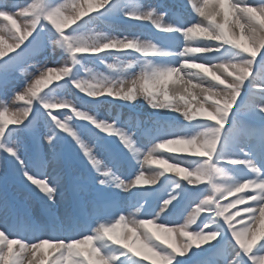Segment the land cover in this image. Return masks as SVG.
I'll return each mask as SVG.
<instances>
[{
    "label": "snow or ice",
    "instance_id": "1",
    "mask_svg": "<svg viewBox=\"0 0 264 264\" xmlns=\"http://www.w3.org/2000/svg\"><path fill=\"white\" fill-rule=\"evenodd\" d=\"M212 2L176 0L172 4H153L134 0L123 15L150 24L157 33L168 34L161 39L143 32L114 36L81 30L82 17L90 18L86 24L99 19L93 14L106 9L112 0H95L91 5L85 0H0V176H15L28 189L22 203L10 194L6 184H0V264H95L97 259L107 264H125L116 253L106 251L111 243L105 244L103 235L104 228L121 217L148 238L149 248L134 254L141 258L137 264H173L177 254L187 257L179 264H264V237L254 241L248 238L249 233L255 234L257 222L260 225L264 221V168L250 153H245L246 158H235L220 150L224 130L230 125L251 127L254 133L264 136V0H215L218 8L209 11ZM189 9L192 14L186 16ZM221 14L222 22L217 20ZM170 15L173 19H169ZM205 41L215 43L206 45ZM9 52L14 54L7 55ZM213 52L220 53L218 60L204 59ZM101 53L125 59L119 64H107L112 72L87 68L85 75L74 72L85 58L99 57ZM57 54L60 60L55 59ZM50 59L53 63L62 61V66H48ZM177 71L189 80L190 74L196 73L194 86L178 77L157 92L144 87L145 81ZM53 81L56 83L47 87ZM84 83L97 84L105 90L102 95H89L78 87ZM68 84L93 99L110 96L134 102L143 97L154 109L178 112L188 121L214 122L200 129L211 132L214 151H168L166 141L180 137L200 139L208 131L199 135L154 131L146 128L138 116H129L121 124L118 117L105 118L89 110L79 96L58 94ZM170 84L180 87L170 89ZM42 86L47 91L39 94ZM14 101L24 103L17 105ZM200 106L206 111L194 115ZM57 109H70V113L53 111ZM77 118L90 124L79 126ZM61 130L74 141L85 162L83 170L69 165L64 150L66 137ZM101 132L107 135L101 136ZM137 132L148 140L147 145L139 143ZM108 135L117 137L123 147L109 143ZM159 157L202 179L190 182L187 174L178 169L162 170L158 167ZM185 157L200 159L192 165ZM132 159L140 165L135 175L125 178L118 174L116 169L130 166ZM221 162L246 165L257 175L238 181ZM152 172L162 174L153 177ZM164 174H175L191 186L189 192L206 184L204 181L211 186L203 198L191 201L194 207L182 223L158 219L174 206L173 201L180 196L175 191L163 200L159 211L140 218L148 210L139 189L155 186ZM219 180L245 187L236 192L240 195L227 196L234 198L222 203L224 194L214 195L221 191L216 183ZM181 187L180 183L175 185ZM110 188L130 193L133 199L129 210H120L119 192ZM233 201L240 202L233 205ZM33 202H38L46 214L42 222H36L31 215ZM61 206L63 218L56 214ZM9 220L13 221L11 226ZM160 224L172 229L180 227L184 241L177 246L173 240L165 243L150 235L149 230L155 233V226ZM193 225L195 229L189 231ZM87 237H96L97 254L89 251L92 241L78 243ZM222 238L228 243L226 252L219 244L203 247ZM122 249L125 251L120 256L133 254Z\"/></svg>",
    "mask_w": 264,
    "mask_h": 264
},
{
    "label": "rangeland",
    "instance_id": "2",
    "mask_svg": "<svg viewBox=\"0 0 264 264\" xmlns=\"http://www.w3.org/2000/svg\"><path fill=\"white\" fill-rule=\"evenodd\" d=\"M8 2L11 3L13 2V0H8ZM15 2H22V0H15ZM144 2L153 3V4H160L162 2L164 4H172L176 2V0H144ZM213 2L215 3V0H213ZM233 2H235V0H233ZM250 2H253V0H250ZM133 4H134V0H112V4L110 6L100 11L106 16V18L104 17L103 14L100 15L98 13H94V14L89 13V15L93 14L94 17H99V19H93L90 24H86L85 21H88L90 18L82 17L84 21L81 22L77 21V23L80 22L81 25H83L81 30H85V31L87 30L89 32H92L94 30L96 32L109 33L114 36L128 35L129 34L128 32H133V33L143 32L145 35L155 34L158 38L161 39L167 37L168 34L157 33L156 30L148 23H146V25H148L149 28L143 27L140 25L141 24L140 22L142 21L132 20L124 16L123 11H126L128 10V8H131ZM214 8H218V4L215 3ZM214 8L208 10L211 11ZM189 14H192L191 9H189V12L186 14V16ZM195 15L198 17V14ZM169 19H173V17L170 15ZM217 20L222 22V14L221 16L217 17ZM71 27L73 26H70V28ZM70 28L66 29V32L70 31ZM118 29H122L123 31L119 32L117 31ZM8 42L11 43V40H9ZM203 43H205L206 45H212L215 42L205 41ZM16 51H18V49H16ZM13 54L14 52L7 53V55H13ZM101 58H103V60H106V63H103ZM219 58H220V53H215V52L208 53L204 57V59L208 60L209 62L216 61ZM55 59L60 60V55L57 54V57ZM124 59L125 57L123 56H119V55L114 56L110 53H101L99 57L85 58L82 64L77 65L75 67L74 72H76L79 75H85L86 74L85 68L90 69L92 71L112 72L114 70L107 69V64H113V63L119 64ZM156 59L159 60L161 58H156ZM48 66L61 67L62 61L61 63H53L52 60L50 59ZM29 71L30 72L34 71V69L29 68ZM55 83L56 82L53 81V84L48 86L52 87ZM61 83L63 84L64 81H61ZM169 87L170 89H173V88H179L180 86L176 84H170ZM44 91H47V87L42 86L39 94H43ZM58 94L79 96L81 98V102L89 110H94L99 116L105 118L109 116L113 118L118 117L119 122L121 124H123L124 121L128 120L129 116H135L134 115L135 111L139 109L142 114L145 113L143 116H138L143 121L144 126L154 131L168 130V131H180L187 134H194L195 132L199 131L202 127L210 126L213 125L214 123L210 121H198V122L188 121L182 114L178 112L166 110V109H154L149 105V103L143 97L138 98L134 102H128L122 99H116L110 96H104V97H100L102 98L101 101H98L100 98L93 99L87 97L85 94L75 89L71 84H68L64 88L63 93H58ZM122 102L129 103L134 108L132 109L129 108V110L127 111L125 105H123ZM23 103L24 101H14V104L17 105ZM37 107H41V106L37 105ZM11 111L12 109L10 108V115H11ZM41 111H44L42 107H41ZM53 111L54 112L63 111L66 113H70V109H57ZM75 123L79 126L90 124V122L80 121L78 118L76 119ZM9 127H12V125H9ZM224 133L227 137L225 139V142L227 146L229 145V147H225V148L220 147V150L223 154L235 158H246L245 153L246 152L250 153L251 157L256 159L258 165L261 168H264V136H260L259 134L254 133L251 127L234 128L231 126L228 132L227 133L224 132ZM61 135L66 137L64 142V150L69 165L74 166L77 169L83 170L85 167V162L81 159L80 155L78 154L77 148L74 146V141L72 140L70 134L64 133L61 130ZM100 135L104 136L107 134L101 132ZM137 136L139 137V143L141 145H147L149 143L145 137L140 135L139 132H137ZM107 139L109 143H114L116 145H119L121 148L123 147L122 145H120L119 139L114 135H108ZM124 151L126 152L127 150L125 149ZM199 159L200 158L198 157H185V161L192 165H195L197 160ZM75 160H79L83 165V168L78 167ZM221 163L232 173V176L238 181H243L249 178H255V176L257 175L256 173L251 171V169H249L246 165L243 164L233 165V164H227L225 162H221ZM139 167H140L139 163L134 159H132L130 166H124L122 168H117L116 170L118 174L124 176L125 178H128L132 175H135ZM0 171H2V169H0ZM177 183H180L182 187L175 188V185ZM203 183H207V182L204 181ZM0 184H6L9 188L10 194L14 197L20 198L19 200L23 203L24 194L28 191V189L21 182L20 179L16 178L15 176H8V177L0 176ZM210 187L211 186L204 184L198 186V189L195 190L194 192H189L187 191V189H190L191 186L187 185L186 182L180 180V178L176 177L175 174H164L155 186H143L139 189V191L143 194L144 201H146L145 208L148 210L147 213L142 212L140 214V218L142 219L149 218L145 216L153 215L154 211H159L160 207H162L163 200L167 199L173 193V191H175V192H179L180 196L177 197L176 201H173L174 206H170L167 212L161 214L158 219L159 222H169L172 220H178L179 222L182 223L183 218L187 215L188 211L191 209V207H194V204L191 201L194 200L195 198H203V193L206 190H210ZM182 189L184 190L182 191ZM109 191L119 192L118 200L121 211L129 210L128 206L133 199V197L130 195L129 192H122L115 188H110ZM246 191H250V190H246ZM235 195L238 196L240 194L237 193ZM233 198L234 197H227L226 199L222 200V203H227ZM184 200L185 203L182 205V207L180 209H175V206ZM239 207L241 206L237 205V208ZM234 210L235 209H230L229 211H234ZM30 211L32 214H34L32 215V217L36 222L39 223L44 220L46 214L38 202L32 203ZM56 214L58 217L63 218V214H64L63 206L57 209ZM119 214L120 211H117L115 213V216L118 218ZM12 223H13L12 220L8 221L9 226H11ZM257 226H259L258 222H257ZM194 229H195V225L191 226L189 231H192ZM184 239L185 238L183 236L177 238L175 234H173V242L176 243L177 246H179V244L182 241H184ZM217 244L220 245L221 251H225V252L227 251L228 243L223 238L220 241H213L211 245H205L203 247L209 248L216 246ZM110 247L113 250H115L118 259L123 260L125 264H137V261L141 259L135 257V255L131 253H128L124 256H120L119 253L124 252L125 251L124 249L116 245H111ZM193 251H195V248L193 249ZM42 255L43 254H41V256ZM186 259H187L186 256H180L179 254H177L173 264H179L180 261ZM148 264H152V262L149 261Z\"/></svg>",
    "mask_w": 264,
    "mask_h": 264
},
{
    "label": "clouds",
    "instance_id": "3",
    "mask_svg": "<svg viewBox=\"0 0 264 264\" xmlns=\"http://www.w3.org/2000/svg\"><path fill=\"white\" fill-rule=\"evenodd\" d=\"M86 4H94L95 0H85ZM102 47H105L107 45H101ZM77 51H83L86 49H76ZM193 67H206L202 65H193ZM191 79H187V76L185 74H181L178 71L174 73H163L159 77L153 80L145 81L144 87L146 89H150L153 92H157L161 90V87H166L169 80H175L178 77H183L185 79L186 85H193L196 80V73H192ZM78 87H81L84 91H86L89 95H102L104 92V88L102 86H99L97 84L92 83H84V84H78ZM180 89H174V91H179ZM198 90V89H197ZM167 99L168 97L165 96ZM62 106V105H57ZM211 107V106H209ZM206 111L203 106L198 107L194 111V115L197 112H203ZM201 131H208V135L202 136L200 139H185L183 137L177 138L172 141H166L167 144L170 145L168 148V151H190L192 153H212L214 151L215 147V140L212 136L211 132L209 130H199L195 133V135H199ZM159 164L158 167L161 168L164 171H167L169 169H178L179 172L186 173V178L190 179V182H199L202 177L200 175H194L189 171L187 168H183L179 164H171L168 159H165L163 157H159ZM179 172L177 174H179ZM162 173L152 172L150 175L153 177H158ZM232 175V173H230ZM219 186L221 191L214 193V195H221V193L224 194V198L226 199L227 196L235 195L238 191H243L245 185H240V187H236L235 183L233 181H224L219 180L216 182ZM240 201H233V205L236 203H239ZM195 221H193L194 223ZM146 223V222H141ZM150 235L155 236L156 239H160L162 242L167 243L168 241L173 240V234L178 238L182 235L180 227L176 229L169 228L163 224L156 225L155 226V233H152L151 230H149ZM156 233H159V235H156ZM104 235V242L107 244L108 242L111 243V245H119L122 248L128 249L133 254H138L140 251L149 248V241L148 238L143 236L140 232L134 230L132 227H130L129 223H126L124 220V217H121L119 220H117L115 223H111L108 227L104 228L103 230ZM206 235H214V234H206ZM260 237H264V221H261L260 225L258 226L255 234L249 233L248 238L252 239L253 241L255 239H258ZM87 241H92L91 245H88L90 253L97 254L99 252V249L95 247V241L96 237H87L85 241L78 242V243H84L87 244ZM106 251L109 253H115V250L112 248H107ZM95 264H107L106 261L103 259H97Z\"/></svg>",
    "mask_w": 264,
    "mask_h": 264
},
{
    "label": "bare ground",
    "instance_id": "4",
    "mask_svg": "<svg viewBox=\"0 0 264 264\" xmlns=\"http://www.w3.org/2000/svg\"><path fill=\"white\" fill-rule=\"evenodd\" d=\"M214 7H215V3L214 2L209 4V9L214 8Z\"/></svg>",
    "mask_w": 264,
    "mask_h": 264
}]
</instances>
